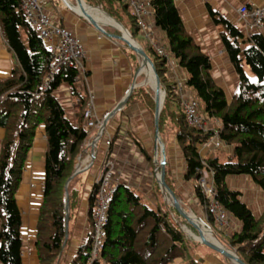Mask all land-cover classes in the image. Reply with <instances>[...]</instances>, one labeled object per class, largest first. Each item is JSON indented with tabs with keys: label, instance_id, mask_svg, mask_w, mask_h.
I'll return each mask as SVG.
<instances>
[{
	"label": "trees",
	"instance_id": "obj_1",
	"mask_svg": "<svg viewBox=\"0 0 264 264\" xmlns=\"http://www.w3.org/2000/svg\"><path fill=\"white\" fill-rule=\"evenodd\" d=\"M83 1L100 8L122 25L129 23L132 35L141 31L124 0ZM147 3L154 18L153 28L164 33L167 52L185 72L184 87L191 89L193 96L203 104L208 118L219 123L217 128L209 129L186 122L176 81L167 77L168 62L147 41L142 49L150 57L164 92L158 134L172 133L184 160L183 177L192 182L198 205L204 208L210 220H214L206 209L207 197L197 183L201 175L199 170L211 173L215 200L239 223L238 228L228 234L227 242L245 264H264V208L255 216L241 200V192L229 188L225 182L228 175L245 174L264 191V33H251L244 40L229 21L217 20L223 27L221 39L238 80L235 92L227 99L210 74L208 55L185 31L173 0H147ZM0 31L17 61L11 75L0 80V127L4 129L0 145V263L21 264V215L15 193L35 131L43 125L45 179L34 248L37 264H63L83 194L82 172L70 176L86 146L87 130L82 124V113L87 96L76 90L77 71L68 66L55 74L46 87L41 86L49 71L52 54L25 20L21 0H0ZM245 41L249 44L245 45ZM135 54L128 49L137 69ZM249 72L255 80L250 79ZM61 82H66L70 92L79 98L75 122L67 118L52 94ZM135 102L154 112L153 93L147 86H136L130 91L127 103ZM213 136L225 146L226 154L222 159L218 154L204 157L198 151L199 146L209 143ZM139 147L151 162L144 146ZM167 168L166 165L164 181L183 206L185 201L172 183ZM95 189L93 184L87 197L89 227L86 238L69 264H88ZM65 192L68 198L67 231ZM166 207L150 205L137 191L117 183L108 206L104 245L100 257L91 264H210L191 250V243L177 219L186 220L174 207Z\"/></svg>",
	"mask_w": 264,
	"mask_h": 264
},
{
	"label": "crops",
	"instance_id": "obj_2",
	"mask_svg": "<svg viewBox=\"0 0 264 264\" xmlns=\"http://www.w3.org/2000/svg\"><path fill=\"white\" fill-rule=\"evenodd\" d=\"M66 1L71 7L63 0L60 3L57 0H48L45 11L53 23L68 28L80 39L85 51L86 58L84 62L86 69L84 75L74 85L77 91L84 92L87 97L88 95L93 96V112L96 116L101 117L106 112H109V115L104 120L105 123L100 135H98L96 127L86 129V150L84 151L85 148L82 150L84 154L79 160V170L88 175L84 178L82 200L69 234L63 264H69L78 246L86 238L89 227V221L86 217L87 197L92 188L94 177L104 159L108 158L114 163L116 182L124 183L137 191L150 205H156L157 203L154 196V185L157 181L155 167L154 170L150 167L148 160L139 147V145L145 147L154 137V112L149 111L139 102L127 103L128 94H126V91H129L132 86L147 84V77L139 80V76L145 73L146 68L137 72L140 65L138 55L135 54V59L138 62V67L135 69L134 60L128 55V49L131 48L128 47L124 40L119 38L118 34L105 30V28H115L113 25L102 23L101 20H97L90 15L105 32L98 30L86 17L72 8L76 0L74 2H71V0ZM144 1L147 2V0ZM173 3L176 6L185 31L190 34L200 49L208 55L210 59L209 71L213 80L222 87L225 94L228 92L233 94L238 85L237 75L224 49L221 39L223 27L217 20L224 18L229 21L241 32L243 39L246 40L244 21L240 17L238 9L243 6H264V0H173ZM81 7L92 9L98 12L97 14L103 15L99 9L96 11L95 8L86 5V3L82 4ZM152 17L151 12L146 17L150 24L148 35L150 38L143 34L150 44L153 41L165 48L167 46L166 37L162 31L153 28ZM110 19L114 21L111 17ZM119 25L127 31L129 38L134 43L141 48L143 47L144 44L142 45L133 38L126 24L122 25L119 23ZM119 25L118 27H120ZM262 32L264 33V29ZM107 33L110 35H107ZM244 43L245 45L249 44L247 41ZM16 67V58L0 31V80L8 78L12 69ZM167 77L173 81L185 77L184 70L177 65L174 59H172V63L168 67ZM183 91L186 95L193 96L191 89L185 87ZM52 94L63 108L67 118L71 122H75L77 120L78 105L76 101H72L74 95L70 92L68 84L61 82L53 90ZM119 104L121 106L117 108ZM208 120L206 127L212 128L211 118H208ZM218 125L219 123L215 124V126ZM3 136L4 129L0 127V145ZM107 139L111 142L109 146L105 144ZM90 140L91 143L95 140V157L92 159H89L92 151L90 144H88ZM221 147L224 148L222 143L215 139L213 143L201 144L198 151L201 156L210 157L217 154L215 150ZM45 151L44 126L39 125L35 131L34 141L28 151L22 169V178L15 193L16 204L21 215L19 227L21 264L38 263L34 240L36 236V220L42 201V189L45 179ZM156 156L159 158L161 153L157 151ZM174 160H178L179 168L175 169L176 171H172V183L179 191L181 199L188 201L190 207L198 205L193 192L192 182L185 180L183 177L184 160L180 150ZM89 163L90 165L87 166ZM230 176L232 175L226 176L225 182ZM226 185L232 189L236 187L234 186L235 184L226 183ZM242 189L236 190L241 192V200L249 206L244 195L246 188ZM254 206L257 207V203ZM249 208L255 215L252 207L249 206ZM229 218L231 217L229 216ZM231 220L235 226L232 229L233 231L238 228L239 223L232 218Z\"/></svg>",
	"mask_w": 264,
	"mask_h": 264
},
{
	"label": "built area",
	"instance_id": "obj_3",
	"mask_svg": "<svg viewBox=\"0 0 264 264\" xmlns=\"http://www.w3.org/2000/svg\"><path fill=\"white\" fill-rule=\"evenodd\" d=\"M130 12L135 16L137 25L140 30L150 38L147 16L149 15L148 3L144 0H124ZM48 0H21V8L25 20L33 27L36 35L43 41L45 47L51 52L52 59L49 66V71L42 82V87H46L49 81L55 74L60 72L63 67H72L77 71L75 76L76 80H79L85 73V51L80 39L68 28L61 26L60 24L53 23L50 20L49 15L45 11V6ZM240 17L244 21L245 32L247 37L251 33L262 32L264 29V6H243L238 9ZM153 49L164 57L168 63H171L170 54L164 49V47L157 45L155 42H151ZM184 79L178 78L176 80L178 95L181 99V107L184 112L185 120L189 125L195 127H204V118L199 114V101L192 95H186L183 91ZM128 93V91H126ZM79 98H76L78 102ZM93 96L88 95L86 107L82 113V123L85 129H91L96 127L98 129V135L101 134L103 129L104 120L108 117L109 112L104 113L101 117H98L93 112ZM217 139L213 136L209 143L215 142ZM90 144L92 151L89 155V159L95 157V140L88 143ZM106 146H109L110 140L105 141ZM145 150L149 152L148 145H145ZM90 163L87 165L89 166ZM199 187L207 197L206 209L209 215L213 217L216 222L224 221L228 214L226 210L215 200L214 185L211 180V173L202 169L199 170ZM118 182L114 176V163L107 159L101 162V165L94 177L93 184L96 186L95 198L93 201L92 211V239L90 246V255L88 257V264H91L95 259L100 257V252L104 245L105 238V224L107 219V211L109 203L112 199L113 190ZM199 223L210 229V226L204 219L198 218ZM209 231V230H208Z\"/></svg>",
	"mask_w": 264,
	"mask_h": 264
},
{
	"label": "rangeland",
	"instance_id": "obj_4",
	"mask_svg": "<svg viewBox=\"0 0 264 264\" xmlns=\"http://www.w3.org/2000/svg\"><path fill=\"white\" fill-rule=\"evenodd\" d=\"M57 1L60 3L61 0H57ZM71 2H74V0H71ZM86 5L93 7L95 9H99V11L103 15L110 18L100 8L95 7V6H91L89 4H86ZM73 6H76L75 2L73 4ZM115 22L117 23V21H115ZM153 22H154V19L152 17L151 23H153ZM111 25H113V24H111ZM118 25H119V22L117 23V25H113L115 28H105V30L112 32V33H116V34L119 33L118 36H120V37H121V34H124L125 36H127V39H131L128 37L129 35H128L127 31L122 29V27L120 25H119L120 27H118ZM126 25L128 26L129 29L131 28L129 23H127ZM132 36L135 40L140 42L142 45L147 42V38L143 34L142 31H140V33L139 32L133 33ZM165 50L168 51V46L165 47ZM171 61H172V58H171ZM171 63H168V65H170ZM144 72H145L144 74L139 76V80H143L149 76V72L147 73V67H146ZM249 76H250L251 80H255V76L252 73L249 72ZM145 86H147L148 89L153 93V97H154V89L152 88L151 83L149 82V84H145ZM232 95H233L232 93L228 92V93H226V98L229 99V97H231ZM72 98H73L72 101L76 100V96H74ZM74 98H75V100H74ZM199 114L205 119L204 120V124H205L204 127L207 128L206 122L209 121L208 115L205 112L204 106L200 101H199ZM211 122H212V126H211L212 128H217L219 126V125L215 126L216 123L218 124L217 120L211 118ZM212 128L209 127V129H212ZM161 134L162 135L158 134V137H159L160 143L164 147V155H165L164 169L166 168V165H167V167H168L167 169H169L168 172H169L170 178L172 180V171L173 170L176 171L175 169L179 168L178 160H174V159H176V155L178 154L179 147H178V145H177V143H176L171 132H164ZM154 136H155V132H154ZM154 144H155V139L153 137L152 141L148 144L149 152L148 151L147 152L151 156V162L148 161V163H149L150 167L153 168V170L155 167V174H157L159 172V161L161 158L160 157L158 158L156 156V154L154 152V149H155ZM85 150H86V146H85L84 151ZM157 151H159L161 153L158 144H157ZM215 151L218 154V157L220 159L224 158V156L226 154V150L223 147L218 148ZM166 162H167V164H166ZM87 175H88L87 173H82L83 180H84V178H86ZM197 183H199V179L197 180ZM226 183L235 184L234 185V186H236L235 189L243 190L242 188H246L244 195H245V199H246L247 203L249 204V206L252 207L256 216H258L262 212V210L264 208V191L259 189L253 183L250 176L245 175V174L232 175V176H230V178L226 179ZM158 188H160L161 191H159ZM154 193H156V195H155L156 202H157L156 204H158L162 209H166L167 208L166 205L172 206L170 204L171 200L170 201L168 200V194L166 193V191L161 186H159L157 181H156V184L154 185ZM163 195L165 198L163 197ZM255 203H257V205H258L257 207L254 206ZM180 206L184 212L191 215L190 217H192V220H196V222H198L199 221L198 218L204 219L206 221V223L209 224L210 229H205V227L203 225H201V226L204 227L205 230H207V231L209 230V232L212 234L213 238L215 239V241L218 242V244H220L223 248L230 250L231 252H233L234 254L237 255L235 248L232 247L227 242V236H228L227 233L231 232L232 229L235 228V226L232 223L233 221L231 220V218H229V215L227 216V218L224 221L216 222L215 220H212V219L210 220V218L206 215L204 208H201L200 205L196 204V205H193V207L192 206L190 207L188 201H185V205L182 206V204L180 202ZM177 220H179V224H180L181 228L183 229V231L185 232L187 240L191 243V250L202 261H204L205 263H210V264H238L234 259L227 258V257L223 256L222 254L214 253L212 251L213 249H211L208 246H206L205 244H203L200 240L193 238V237L198 236L197 229H195L191 224H188L187 222L182 221L180 218H178ZM202 227H200L202 233L204 234V236L209 241H211L209 234ZM190 232H192V233H190ZM193 234L197 235V236H193ZM195 242L197 244H193Z\"/></svg>",
	"mask_w": 264,
	"mask_h": 264
},
{
	"label": "water",
	"instance_id": "obj_5",
	"mask_svg": "<svg viewBox=\"0 0 264 264\" xmlns=\"http://www.w3.org/2000/svg\"><path fill=\"white\" fill-rule=\"evenodd\" d=\"M82 4H85L83 0H76V6L81 7ZM81 15H83V14H81ZM83 16L86 17V19H88V21L94 27H96L98 30L105 32L104 29L99 24H97L95 22V20L88 13L85 12ZM107 35H110V34L107 33ZM119 38L124 40L126 42V44L128 45V47L131 48L140 58V65H139L137 72H140V70H143L146 67L148 68V66L152 70V74L154 76V88H153L154 89V131H155V136H154L155 144L154 145L156 147L157 143L160 142L159 137H158V117H159V113H160L163 98H164V92L160 89L159 78H158L155 67H154L150 57L145 53V51L140 46H138L136 43H134L132 39H127V37H125L124 34H122L121 37H119ZM133 88H134V86H132L130 88V90L128 91V93H126V94H129V92ZM121 104H119L117 106V108L120 107ZM83 154H84V151H82L81 154L79 155L78 163L75 165V168H74L70 178L79 172V166H80L79 160L82 158ZM164 165H165V155H164V147L162 145L161 146V159L159 161V172L157 174H155V177L158 181L159 186H161L166 191V193L168 194V200L169 201L171 200L170 204L172 205V207H174V209L179 213V215L182 216L189 224H191L195 229H197L198 236L193 237V238L200 240L203 244H205L209 248L219 252L223 256L230 258V259H234L238 264H245L236 254H234L230 250L223 248L220 244L216 245L215 243L209 241L204 236V234L202 233L199 224L197 222H194L195 220H192V217H190L191 216L190 214H187L186 212L183 211V209L180 206V202L174 196L173 192L170 190V188L166 185V183L164 181V175H165ZM70 178H69V180H70ZM64 202H65V210H66L65 228L67 231V227H68V212H67L68 211V198H67V193L65 195Z\"/></svg>",
	"mask_w": 264,
	"mask_h": 264
},
{
	"label": "bare ground",
	"instance_id": "obj_6",
	"mask_svg": "<svg viewBox=\"0 0 264 264\" xmlns=\"http://www.w3.org/2000/svg\"><path fill=\"white\" fill-rule=\"evenodd\" d=\"M63 1L66 2V4H67L68 6L71 7V5L68 4L66 0H63ZM72 8H73L76 12H78L79 14H83V15H84V13L86 12V13H88L89 15H92L95 19H97V20H101L102 23L105 22V23H109V24L117 25V24L113 23V22L111 21L110 18L106 17L105 15H99V14H97L98 12H95V11L92 10V9H89V8H86V7H75V6L72 7ZM95 10L97 11V9H95ZM148 72H149V76H148L147 79H146L147 84H149V82H150L151 85H152V88H154L153 74H152V70H151V68H150L149 66H148V68H147V73H148ZM157 144H158V146H159V148H160V151H161V146H162V144H161L160 142H158ZM154 152H155V154H156V152H157V145H156V147H155V149H154ZM160 158H161V156H160ZM195 222H196V220H195ZM197 223L199 224L200 227H202L201 224H200L199 222H197ZM202 228L204 229V227H202ZM204 230H205V229H204ZM205 231L209 234V236H210V238H211V242L215 243L216 245H219L218 242L215 241V239L213 238L212 234H211L209 231H207V230H205Z\"/></svg>",
	"mask_w": 264,
	"mask_h": 264
}]
</instances>
